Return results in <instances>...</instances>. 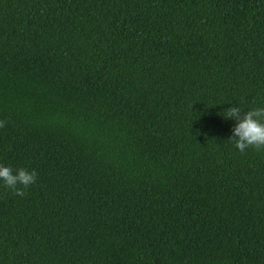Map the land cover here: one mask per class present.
Wrapping results in <instances>:
<instances>
[{"label":"trees","instance_id":"obj_1","mask_svg":"<svg viewBox=\"0 0 264 264\" xmlns=\"http://www.w3.org/2000/svg\"><path fill=\"white\" fill-rule=\"evenodd\" d=\"M264 0H0V264H264Z\"/></svg>","mask_w":264,"mask_h":264},{"label":"clouds","instance_id":"obj_2","mask_svg":"<svg viewBox=\"0 0 264 264\" xmlns=\"http://www.w3.org/2000/svg\"><path fill=\"white\" fill-rule=\"evenodd\" d=\"M224 111L225 119L236 121L228 141L232 142L241 153L250 148L264 151V107L244 112L240 107L232 106ZM5 126L6 121L0 120V128ZM36 179L35 170L23 167L14 170L11 166L0 164V181L3 182L5 188L12 190L18 196L26 195L25 190L34 184Z\"/></svg>","mask_w":264,"mask_h":264}]
</instances>
